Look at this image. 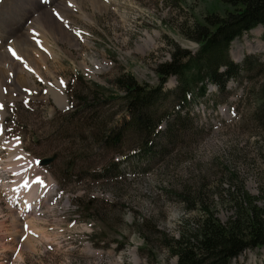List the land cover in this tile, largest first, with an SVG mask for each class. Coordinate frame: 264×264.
I'll return each mask as SVG.
<instances>
[{
  "label": "rangeland",
  "instance_id": "1",
  "mask_svg": "<svg viewBox=\"0 0 264 264\" xmlns=\"http://www.w3.org/2000/svg\"><path fill=\"white\" fill-rule=\"evenodd\" d=\"M227 8L225 0H0V54L6 60L0 64V124L10 130L0 139L10 141L0 147V158L19 149L29 162L27 177L40 176L49 188L28 209L24 196L15 199L8 191L14 173L0 165V264H176L155 229L178 236L186 219L201 215L181 194L200 191L226 222L234 175L251 195L261 193V24L229 47L233 60L259 56L261 66L252 78H230L224 90L210 84L163 155L147 162L142 152H133L137 141L129 133L115 147L102 139L125 115L122 102L110 99L114 77L128 71L137 81L155 83V66L170 58L174 44L198 46L185 29L206 13L223 14ZM23 33L30 34L28 56L17 59L9 49ZM175 83L169 76L165 89ZM58 84L66 98L63 108L52 92ZM231 260L264 264V244Z\"/></svg>",
  "mask_w": 264,
  "mask_h": 264
},
{
  "label": "trees",
  "instance_id": "2",
  "mask_svg": "<svg viewBox=\"0 0 264 264\" xmlns=\"http://www.w3.org/2000/svg\"><path fill=\"white\" fill-rule=\"evenodd\" d=\"M225 1L231 9L223 14L208 12L202 21H194L185 29L184 34L198 46L191 50L174 44L170 58L155 66V83L137 81L135 74L128 71L114 77L116 89L112 87L109 98L122 102L125 115L103 132L105 143L118 146L129 133L137 141L132 145L133 152H142L149 162L167 152L169 143L176 141L177 130L184 129L193 118L191 104L207 96L210 84L221 91L230 78L241 80L243 74L252 78L255 66L262 63L259 56L247 55L236 61L230 56L229 47L236 36L259 24L264 27V0ZM171 75L176 78L175 86L165 89ZM95 86L105 89L100 84ZM233 178L237 181L233 189L228 188L232 212L226 222L198 191L193 197L186 193L180 196L191 202L190 208L200 207L202 212L193 221L186 219L178 236L155 229L169 254L176 256V264H231V259L243 249L264 244V186L260 194L251 195L242 178ZM144 239L147 240L146 235Z\"/></svg>",
  "mask_w": 264,
  "mask_h": 264
},
{
  "label": "bare ground",
  "instance_id": "3",
  "mask_svg": "<svg viewBox=\"0 0 264 264\" xmlns=\"http://www.w3.org/2000/svg\"><path fill=\"white\" fill-rule=\"evenodd\" d=\"M10 1H12V0H10ZM94 1L99 2L100 0H94ZM7 3H8V0H7ZM44 15L45 14H43V13H40V15L38 14V16H39V18L41 19L42 22L45 21V19H43ZM51 24H52V22H51ZM54 26L57 28L59 26V24L57 23ZM23 34H24L23 38H19L17 40V42H16L17 47L13 46L16 49V53L20 57L27 55L25 53H26L27 50H29V45L25 46V43H26V39H28L30 34L29 35L25 34V33H23ZM0 42H1V40H0ZM9 57H10L9 64L11 63V66H13V67H14V65L16 66V64H17V62H15L16 60L10 55H9ZM28 58H30V56ZM21 59H23V57ZM3 61H6V60H5V55L2 53V54H0V64L1 65L4 64ZM27 64L30 67L32 66L31 65L32 63H30L29 61H27ZM18 66L20 67V65H18ZM1 88H2V90H1ZM62 88H63V86L58 84L56 87H54L52 89L53 90L52 92H53L54 99H55V102L57 103V105L63 108L64 106H66L67 103H66V98H65V96L63 94ZM2 93H4L3 85L1 86V84H0V97H3ZM0 113H3L2 108H0ZM21 156L22 155L20 154L19 149H15V150H13L10 153L9 158H7V159L0 158V165H2V168L4 170L11 171L12 173H14L13 175L15 176V179L11 180L12 184L9 185L8 191L12 193V196L15 199L18 196H21V197L24 196L23 203L26 205V208L30 209L34 205H37V201L38 200L36 201L35 199H39L40 198V194H41V192L43 190L39 189V186H37V185H32L31 189L22 188L20 186L22 184V182H23V179H29V177H27V175H26V173L28 172L27 170H28L29 162H28V160L26 158H22ZM17 157H20V159H18ZM2 168L0 167V170H2ZM18 174H22V175H18ZM4 186H6V185H4ZM46 191L49 192V188H47ZM41 236H45L44 232L41 234Z\"/></svg>",
  "mask_w": 264,
  "mask_h": 264
},
{
  "label": "snow or ice",
  "instance_id": "4",
  "mask_svg": "<svg viewBox=\"0 0 264 264\" xmlns=\"http://www.w3.org/2000/svg\"><path fill=\"white\" fill-rule=\"evenodd\" d=\"M55 14L57 15V17L63 19L62 17H60V14H59L58 12L55 13ZM77 35H79V33H78ZM9 50L12 52V55H13V56H15L17 59H21V57L16 53L15 49L10 48ZM26 66H27V65H26ZM63 83H64V81L61 80V84H63ZM45 92H47V89H45ZM3 107H4V105H3V104H0V108H3ZM6 131H10V130L5 129L4 126H3L2 124H0V139L3 138L4 133H5ZM13 139H14L15 141L19 142V139H20V138H19V137H13ZM9 143H10L9 140H7V139H3V142L0 143V147H3V145H5V144H9ZM17 158L20 159V157H17ZM37 163H39V162H37ZM25 171H26V170H25ZM18 175H22V174H18ZM32 185H37V186H39V189H41V190H43V191H46L47 188H48V186H47V184L45 183L44 179H43L42 177H40V176H35V178H34V179H31V180H30V179H23V182H22V184H21L20 186H21L22 188L31 189Z\"/></svg>",
  "mask_w": 264,
  "mask_h": 264
}]
</instances>
